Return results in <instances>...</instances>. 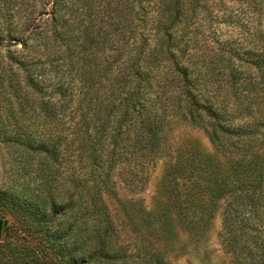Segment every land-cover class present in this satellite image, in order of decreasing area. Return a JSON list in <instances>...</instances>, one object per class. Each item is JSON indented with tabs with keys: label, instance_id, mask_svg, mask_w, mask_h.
I'll list each match as a JSON object with an SVG mask.
<instances>
[{
	"label": "trees",
	"instance_id": "16d2710c",
	"mask_svg": "<svg viewBox=\"0 0 264 264\" xmlns=\"http://www.w3.org/2000/svg\"><path fill=\"white\" fill-rule=\"evenodd\" d=\"M97 1L68 5L71 15L53 32L55 75L20 86L29 89L6 140L22 158L20 187L0 189V209L20 212L28 230L46 236L50 264H141L106 198L121 187L141 193L165 160L147 231L160 241L179 226L197 240L220 216L232 264H264V51L172 31L179 0H160L165 17H153L149 31L143 0H107L101 9ZM16 36L0 22V43ZM177 124L203 131L212 151L196 140L174 145ZM5 227L0 218V238ZM146 227L133 225L138 234ZM147 247L145 264H169Z\"/></svg>",
	"mask_w": 264,
	"mask_h": 264
},
{
	"label": "rangeland",
	"instance_id": "374dc122",
	"mask_svg": "<svg viewBox=\"0 0 264 264\" xmlns=\"http://www.w3.org/2000/svg\"><path fill=\"white\" fill-rule=\"evenodd\" d=\"M72 1L0 0L1 26L4 29L11 28L17 34L16 40L0 43V189L11 187L13 191L20 187L16 176L23 166L22 158L15 154L13 143L6 142L11 135H15L16 122L21 118V93L29 89L22 91L20 86L28 87L27 82L31 79L37 81L48 79L51 74L55 75V66L61 60L58 58L60 49L53 32L58 27L62 28L59 25L61 21L68 20L71 14L67 7L71 6ZM105 1L107 0H98L95 6L101 9ZM179 1L180 22H176L172 31L195 32L197 41H206L214 47L232 44L239 46L242 52L254 48L264 51V0ZM110 2L115 4L114 0ZM142 6V14L146 13L144 17L147 23L141 24V27L146 31L155 30L157 23L153 17H165L162 8L159 9L160 0H143ZM2 14H12L14 18L11 22L9 19L2 21ZM186 42L187 39L184 43ZM23 63L28 66V70L22 68ZM32 100L33 96L31 102ZM170 136V141L176 146L196 140L202 147L212 151V145L204 132L190 125L177 124ZM165 164V160L158 161L149 183L141 193H133L126 187H121L117 196L106 198L111 217L123 239L131 242L132 246L139 247L141 251V257H137V261L145 264L139 258L150 259L149 255H145L146 250H143L144 246H149L148 251H161L169 264H232L231 255L226 253L219 238L220 216L205 236L197 240L179 226L171 238L160 241L156 240L152 229L147 231L151 222L146 227L143 218L155 204ZM33 169L35 168H31ZM0 218L6 221L0 238V264H50L47 259L50 260L51 256L45 255L46 236L28 230L29 221L26 216L3 208L0 209ZM133 225H140L142 229L146 227V230L138 234ZM149 242L154 244L151 246Z\"/></svg>",
	"mask_w": 264,
	"mask_h": 264
}]
</instances>
